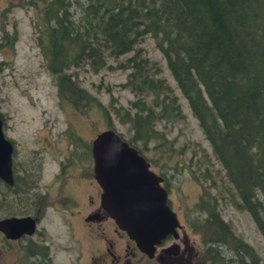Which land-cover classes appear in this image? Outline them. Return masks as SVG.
<instances>
[{
  "label": "trees",
  "instance_id": "16d2710c",
  "mask_svg": "<svg viewBox=\"0 0 264 264\" xmlns=\"http://www.w3.org/2000/svg\"><path fill=\"white\" fill-rule=\"evenodd\" d=\"M22 2L37 13L34 41L43 69L54 79L58 103L87 110L91 103L102 111L107 128L113 129L110 116L118 119L127 126V136L117 133L144 157L152 141L153 148L172 149L156 126L184 117L174 88L158 75L159 64L136 46L145 36L152 38L218 164L212 168L208 159L202 167L205 162L198 161L201 180L210 177L202 186L205 199L198 201L210 224L201 222L213 235L227 230L231 242L243 245L217 211L220 203L231 205L249 215L264 241V0ZM2 39L9 46L16 37L4 33ZM131 51L114 66L127 71L119 84L132 94L125 107L112 99L110 109L104 107L66 73L79 65L97 73L111 68L108 58ZM224 190L232 194L222 201Z\"/></svg>",
  "mask_w": 264,
  "mask_h": 264
},
{
  "label": "flooded vegetation",
  "instance_id": "af4514ba",
  "mask_svg": "<svg viewBox=\"0 0 264 264\" xmlns=\"http://www.w3.org/2000/svg\"><path fill=\"white\" fill-rule=\"evenodd\" d=\"M0 121L2 134L12 146L11 171L14 164L11 182L0 180V221L17 218L22 222L15 236L10 229L0 230V264H262L260 254L243 239V245L233 243L229 253L214 250L213 244L233 237L227 230L213 235L199 213L195 215L198 222L194 221L192 209L182 207L167 178L156 172L178 225L151 250L140 249L101 206L102 189L94 177L91 154L97 133L86 144L67 125L59 134L66 142L58 157L44 159V146L33 148L31 155L15 163V143L6 134L4 116L0 115ZM39 131H34L35 138ZM200 207L205 211V206ZM205 222L210 224L207 217Z\"/></svg>",
  "mask_w": 264,
  "mask_h": 264
},
{
  "label": "rangeland",
  "instance_id": "374dc122",
  "mask_svg": "<svg viewBox=\"0 0 264 264\" xmlns=\"http://www.w3.org/2000/svg\"><path fill=\"white\" fill-rule=\"evenodd\" d=\"M36 21L35 9L24 5L22 0H0V115L4 116L7 123V136L15 143L17 150L13 158L15 163L20 161L21 157L31 155L33 148L44 146H47L44 159L48 158L49 161V156L58 157L60 155L58 151L66 142L60 139L59 134L67 125L71 132L86 144L97 132L108 129L102 111L93 107L91 103L85 105L90 107L89 110L84 107L78 109L72 107L68 101L65 104L58 103L54 79H51L49 73L43 69L41 55L34 41ZM4 33L8 34L10 39L15 35L14 45L11 43L13 50L10 49L11 44L4 45L2 39ZM136 46L143 50L142 54L148 59L159 64L161 71L158 75L174 88L184 116L171 124L160 122L156 126L159 131H164L168 141H172V149H168L166 145L153 148L155 142L152 141L149 143V150L144 152L145 157L151 164V170L167 178L168 187L175 199L182 200L184 209H192L194 221L198 222L195 217L196 214L198 216V201L205 199V196L200 197L202 186L209 185L210 177L203 182L200 175L202 173L197 171L199 164L196 163L205 162L201 163L202 167H205L208 166L210 159L212 168L218 164L213 160L207 141L168 74L162 56L154 47L153 39L145 36ZM131 54L132 51L115 59L108 58L107 64L111 68H102L97 73L88 71L86 65L71 67L66 73L104 107L110 109L111 99L113 105L125 107L132 99V94L127 89L119 87V84L124 81L127 71L116 69L114 66L117 61ZM110 117L113 129L126 137L127 126ZM36 129H40L38 138L34 137ZM194 143L199 144L198 149L191 147ZM186 144L189 146L184 148ZM213 192L214 189L208 193ZM231 194L224 190L222 201L230 199ZM195 200L196 202L192 204ZM217 211L224 222H228L233 231L260 254L264 264V241L249 215L223 203H220ZM204 212L201 210V221L206 223L207 216ZM231 246L233 247V242L228 240L213 244L214 250L221 253H229L228 248Z\"/></svg>",
  "mask_w": 264,
  "mask_h": 264
},
{
  "label": "water",
  "instance_id": "95a60500",
  "mask_svg": "<svg viewBox=\"0 0 264 264\" xmlns=\"http://www.w3.org/2000/svg\"><path fill=\"white\" fill-rule=\"evenodd\" d=\"M10 142L4 138L0 121V180L11 182ZM94 177L102 189L100 203L117 227L142 250L178 225L175 213L166 204L161 177L149 169V163L113 129L99 131L91 141ZM21 220L0 221V230H12L15 236Z\"/></svg>",
  "mask_w": 264,
  "mask_h": 264
},
{
  "label": "bare ground",
  "instance_id": "6f19581e",
  "mask_svg": "<svg viewBox=\"0 0 264 264\" xmlns=\"http://www.w3.org/2000/svg\"><path fill=\"white\" fill-rule=\"evenodd\" d=\"M12 175V174H11Z\"/></svg>",
  "mask_w": 264,
  "mask_h": 264
}]
</instances>
